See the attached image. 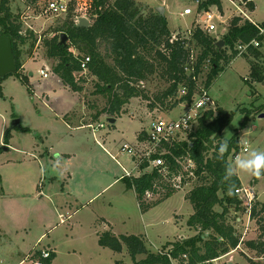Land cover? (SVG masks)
<instances>
[{
  "label": "rangeland",
  "instance_id": "1",
  "mask_svg": "<svg viewBox=\"0 0 264 264\" xmlns=\"http://www.w3.org/2000/svg\"><path fill=\"white\" fill-rule=\"evenodd\" d=\"M50 1L29 4L26 0H11V9L20 18L23 33L34 31L38 40L33 48L30 43L20 48L21 77L12 74L0 80V264L43 263V250L53 254L51 264H135L147 254L133 259L126 247L116 252L101 246L100 235L108 231L116 237L142 235L147 248L159 253L168 241L183 234L187 237L196 234V230L187 226L193 211L186 198L190 186L173 192L166 201L143 212L134 190L119 178L124 174L123 166L131 170L135 165L128 153L121 152L123 143H134L142 124L158 116L176 118L184 107L172 108L169 99L158 100L170 82L155 73L136 85L141 96L131 98L123 108L124 111L129 108V114L139 121L122 114L114 127L109 115L103 112L107 98L97 94L95 77L87 70L80 73L86 82L84 90L75 93L53 73L56 60L47 55L45 41L67 34L58 29L70 14L74 19L85 17L89 22L93 18L79 12L76 0H66L68 15L49 16L44 10ZM200 1L205 2L136 0L144 14L163 6L173 35L178 32L183 35L188 28L200 25L197 12ZM221 1L222 10L218 5L208 7L216 15V30L210 33L216 38L228 31L232 18L239 13L230 0ZM233 1L264 26V0H255L252 5L251 0ZM187 8L192 9L191 15H183ZM72 50L79 55V50L73 47ZM101 50L106 51L104 47ZM257 50L261 53L258 59L250 51L234 58L209 89L219 107L234 112L223 131V139L237 134L240 140L247 131L248 151L243 150L245 144L240 141L241 157L251 150L264 151V80L251 75L253 62L263 65L264 73V38ZM43 67L50 70L48 78L38 72ZM209 69L210 66L202 73L200 82L205 80ZM26 76L28 84L22 80ZM15 119L20 121V127L11 128ZM80 120L91 122L98 130L96 135L90 127H77ZM100 122L104 124L102 128ZM7 129L8 143L4 139ZM106 134L108 137L104 138ZM187 136L183 139H188ZM3 145L9 148L3 149ZM238 176L244 186L254 189L256 202L264 203V176L247 173ZM245 213L240 212L242 221L237 224L241 238L260 237L262 231L257 220L246 223ZM233 216L235 212H231L230 217ZM252 258L258 259L257 253L245 250L242 245L217 263L212 260L206 264H251Z\"/></svg>",
  "mask_w": 264,
  "mask_h": 264
},
{
  "label": "trees",
  "instance_id": "2",
  "mask_svg": "<svg viewBox=\"0 0 264 264\" xmlns=\"http://www.w3.org/2000/svg\"><path fill=\"white\" fill-rule=\"evenodd\" d=\"M34 4L39 0H26ZM79 12L89 14L93 18L88 26H79L70 14L64 24L58 29L66 32L67 44H62L58 36L45 41L48 57L56 60L53 73L56 74L70 90L78 93L84 90L86 77L83 74L81 61L90 57L87 66L88 73L95 77L97 94L107 98L103 112L111 118L121 117L125 113V104L131 98L141 96L137 84L148 79L150 75L159 73L170 85L162 92L158 100L169 99L172 108L178 103L191 101L194 91L198 88L197 81L210 66L201 81L206 88H211L214 80L228 64L238 56L237 46L249 43L255 39L261 40L264 34L248 19L234 16L228 31L222 35L223 45L219 39L204 31L199 25L192 30L190 37L173 39L169 22L158 10L144 14L136 0H76ZM253 3L251 2L250 5ZM218 5L222 9L221 0L200 1L198 11L208 10L209 6ZM74 5L71 7V12ZM22 22L11 9V0H0V36L11 37L13 51L17 64L16 75L19 74L20 48L27 43L33 48L38 40L34 31L26 34L22 31ZM220 39V40H221ZM72 47L79 50L76 55ZM105 48V53L101 48ZM198 49V53L195 50ZM256 59L261 57L257 48L250 47ZM111 59L112 62H109ZM263 65L252 63V77L264 80ZM12 75V74H10ZM3 79V78H1ZM0 79V80H1ZM28 84V77H22ZM187 87L188 93L177 99L179 88ZM0 95L2 87L0 86ZM234 113V112H233ZM232 112L218 106L217 110L205 112L197 121L196 128L185 139L171 150L179 156H190L197 164L196 180L186 198L193 206V214L187 220V225L196 230V234L167 243L162 251L165 254L151 252L142 235H120L112 232L100 235L101 246L110 247L121 252L128 249L133 259L139 254H147L146 258L135 264H173L170 256L183 264L182 255L188 254L191 264H206L220 258L237 248L241 243L245 250L256 252L258 259H250L251 264H264V203L255 202L252 208V219H256L262 231L260 237L244 239L237 230L241 221L240 212L245 207L235 190L242 186L239 176H234L229 182H224L225 165L232 162L240 153V140L235 134L229 140L222 137L224 129L233 119ZM100 114H97V118ZM248 116H246L247 119ZM246 122V120H245ZM245 122L242 127H245ZM10 130L4 132L8 143ZM226 142L228 150L223 160L217 159L219 145ZM147 163L143 164V167ZM160 178L157 171L146 172L138 178L123 177L129 189L136 193L139 206L143 212L167 199L147 201L145 192L154 187V182ZM232 194H229V188ZM231 212H235L232 218ZM246 214V213H245ZM208 233V235H207ZM53 254L44 258L42 264H51Z\"/></svg>",
  "mask_w": 264,
  "mask_h": 264
},
{
  "label": "built area",
  "instance_id": "3",
  "mask_svg": "<svg viewBox=\"0 0 264 264\" xmlns=\"http://www.w3.org/2000/svg\"><path fill=\"white\" fill-rule=\"evenodd\" d=\"M237 8L238 12L235 16H241L243 19H248L252 24H254L261 35L264 34V26L253 21L246 11L233 0H230ZM69 12V4L66 0H52L47 3L44 13L49 14V16H66ZM200 12L199 26L206 32L212 33L216 30V25L214 20L216 15L211 10H202ZM192 9L187 8L184 10L183 15H191ZM78 24V17L75 19ZM224 25L227 22L223 20ZM192 30L188 28L186 31L176 33L172 37L176 39L179 37H190L192 35ZM261 46L259 40L255 39L249 43L238 44L236 47L238 50V55H241L249 50L250 47L258 48ZM90 57H85L81 61L82 70H87ZM49 68L43 67L38 70L39 74L43 78L49 77ZM198 88L194 91L191 101H184L178 103L176 106L184 107V111L176 118L165 119L162 116L155 117L149 122L148 131L144 136L140 137L135 145L129 143H123L121 151L123 153H128L135 163L133 170H128L123 167L124 175L123 177L138 178L146 172L157 171L160 178L154 182V187L145 192V199L147 201H157L163 199L169 192H175L177 190H184L187 186H190L188 192L192 189L196 180V162L190 156H179L174 154L171 150L176 144L185 140L183 139L187 134H189L193 129L198 119L209 110H217L218 103L210 94L209 88H206L203 84L197 81ZM189 89L187 87L179 88L177 92V99H180L188 93ZM103 123L99 124L102 128ZM88 127L96 131V127L93 124H89ZM243 150L248 151L247 144L244 145ZM239 155V154H237ZM236 155V156H237ZM147 163L143 167V164ZM239 199L242 201L243 206L246 208L247 223L249 224L252 219V208L256 202V193L252 187L241 186L235 190ZM208 235V233H207ZM244 240V238L241 239ZM241 248V243L232 250L234 252ZM161 254H165L162 250L159 251ZM50 256V251L43 250L42 257L48 258ZM170 256L173 264L177 262L174 258ZM184 261L183 264H191L189 261L188 254L182 255ZM178 263V262H177ZM35 264H42L41 261H35ZM179 264V263H178Z\"/></svg>",
  "mask_w": 264,
  "mask_h": 264
},
{
  "label": "clouds",
  "instance_id": "4",
  "mask_svg": "<svg viewBox=\"0 0 264 264\" xmlns=\"http://www.w3.org/2000/svg\"><path fill=\"white\" fill-rule=\"evenodd\" d=\"M247 131L244 132L241 137V143L247 144L245 139ZM228 150L226 142L219 145L217 159L223 160L224 154ZM240 173H247L255 177L264 176V151L251 150L246 156L241 157L240 155L235 156L234 160L225 165V173L223 177L224 182H229L232 177L239 175ZM229 194H232L231 187L229 188Z\"/></svg>",
  "mask_w": 264,
  "mask_h": 264
},
{
  "label": "water",
  "instance_id": "5",
  "mask_svg": "<svg viewBox=\"0 0 264 264\" xmlns=\"http://www.w3.org/2000/svg\"><path fill=\"white\" fill-rule=\"evenodd\" d=\"M161 15L164 14V7H158L157 9ZM90 24L89 20L85 17H81L79 19L78 25L79 26H88ZM68 36L65 33L61 34V43L67 44ZM219 44L223 45L224 41L221 39L219 40ZM17 73V64L16 59L13 51L12 39L9 36L2 35L0 36V79L6 77L10 74ZM111 123L115 122V118H109ZM20 127V121L15 119L12 122L11 128ZM3 149H8V145H3Z\"/></svg>",
  "mask_w": 264,
  "mask_h": 264
},
{
  "label": "crops",
  "instance_id": "6",
  "mask_svg": "<svg viewBox=\"0 0 264 264\" xmlns=\"http://www.w3.org/2000/svg\"><path fill=\"white\" fill-rule=\"evenodd\" d=\"M251 2L252 3H255V0H251ZM222 10V9H221ZM223 12V11H222ZM166 15V14H165ZM249 16V15H248ZM250 17V16H249ZM251 18V17H250ZM252 19V18H251ZM253 20V19H252ZM254 21V20H253ZM256 22V21H255ZM257 23V22H256ZM259 24V23H258ZM223 35V34H222ZM219 40L221 39V37H219L218 38ZM128 104V103H127ZM125 115L127 114L129 117H131L132 119H135V120H137V121H139L138 119H136V118H133L130 114V111H129V108H127V110L125 109ZM130 113V114H129ZM124 114H123V116H124ZM122 117V116H121ZM121 117H117V118H115V122L114 123H112L113 125H114V127L116 126V123L118 122V120H120L121 119ZM109 118H111L110 116L108 117V119ZM80 123H79V125H77V127H85V126H87L88 127V125L89 124H92L91 122H89V123H84L83 121H79ZM150 122V121H149ZM149 122L145 125V124H142V126H141V128H140V130H137V132H136V137H135V142L134 143H130V142H128V141H125L124 143H129V144H131V145H135L136 144V142L138 141V139L140 138V137H142V136H144L145 135V133L148 131V128L147 127H145V126H147L148 125V127H149ZM101 123H103V122H100V123H98V125L99 124H101ZM141 123V122H140ZM147 128V129H146ZM145 129V130H144ZM98 130L96 129V131H94V135H96V132H97ZM141 132H143L142 134H141ZM108 137V134H106L105 136H104V138H107ZM108 140V139H107ZM104 149H106L105 147H103ZM122 152V151H121ZM109 154H110V152H109ZM111 156H112V158L114 159V155H112V154H110ZM131 159L133 160V158L131 157ZM115 160V159H114ZM124 167V166H123ZM131 170H133V168L131 169ZM124 175V174H123ZM123 175L121 176V177H119L121 180H122V178H123ZM119 178H117L116 179V181L117 180H119ZM242 183V182H241ZM243 185V184H242ZM244 186V185H243ZM172 196V195H171ZM168 198H170V196L168 197ZM167 198V199H168ZM166 199V200H167ZM166 200H164V201H166ZM188 200V199H187ZM164 201H162V202H164ZM189 201V200H188ZM193 207V206H192ZM194 211V210H193ZM193 211H192V213H190V215L191 214H193ZM238 220H242V218L241 217H239L238 218ZM246 221H247V219H246ZM247 223V222H246ZM245 223V224H246ZM188 226V225H187ZM188 228L189 229H191L189 226H188ZM189 237V236H188ZM180 238H187V236L186 235H180V236H178V238L177 239H180ZM177 239H175V240H177ZM145 240H146V238H145ZM174 240V241H175ZM170 242H173V241H168L167 243H170ZM166 243V244H167ZM235 252V251H234ZM234 252H230V253H228V254H226V255H224V256H222V257H220V258H217V259H215V260H213L214 261V263H217L218 261H220V260H222V259H224V258H226L227 256H229V255H232ZM229 264H231V263H229Z\"/></svg>",
  "mask_w": 264,
  "mask_h": 264
}]
</instances>
